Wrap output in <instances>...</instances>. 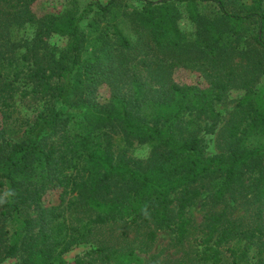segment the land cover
Returning <instances> with one entry per match:
<instances>
[{
	"label": "trees",
	"instance_id": "trees-1",
	"mask_svg": "<svg viewBox=\"0 0 264 264\" xmlns=\"http://www.w3.org/2000/svg\"><path fill=\"white\" fill-rule=\"evenodd\" d=\"M11 1L0 0V66L16 64L25 46L12 41V26L34 22L23 60L31 62L34 92L61 108L40 114L22 142L0 144L2 217L10 225H0V264L19 254L22 264H67L65 254L91 243L87 224L72 228L59 205L45 204L49 193L60 201L74 195L93 224L152 220L182 242L191 225L187 210L202 196L199 185L211 191L213 207L224 206L207 215L204 259L220 264L226 246L232 264H264V94L256 91L264 80V0H140L141 9L121 18L120 1L111 0L91 3L80 17L42 19L29 14L30 0H17L25 6L20 14L10 10ZM179 5L196 26L192 38L178 25ZM201 5L218 11L201 14ZM52 34L69 37V62L48 44ZM179 68L201 73L208 87L176 83ZM103 85L111 89L105 104L98 100ZM233 89L245 91L237 104L241 124L232 129L227 153L206 156L197 133L204 121L215 131L214 102ZM16 91L0 72V103ZM119 134L152 148L150 166L116 159ZM231 202L254 208L256 226L228 215ZM32 208L35 217L28 214ZM104 259L145 264L135 252L115 248Z\"/></svg>",
	"mask_w": 264,
	"mask_h": 264
},
{
	"label": "rangeland",
	"instance_id": "rangeland-1",
	"mask_svg": "<svg viewBox=\"0 0 264 264\" xmlns=\"http://www.w3.org/2000/svg\"><path fill=\"white\" fill-rule=\"evenodd\" d=\"M111 0H30L27 6L29 14L36 19H42L48 16L62 17L70 15L80 17L84 10L93 2H99L107 5ZM116 16L121 18L126 12L141 9L144 5L140 0H119ZM159 1V0H152ZM2 3L1 6L9 7L10 10L17 11L18 14L24 10L17 0ZM181 18L178 22L180 29L189 38L195 35L196 26L191 21L189 10L186 5H179ZM201 14L212 16L218 11L217 7L211 5H201L199 7ZM2 9L0 8V14ZM89 19V18H87ZM23 20V18H21ZM87 20L84 21V25ZM37 26L34 22H23L11 28V39L17 45H27L32 48V40L35 36ZM133 39L137 41L138 36L134 34ZM48 44L55 48L58 55L65 56V62H69L67 48L69 45V37L60 34H52L48 39ZM24 46V47H25ZM18 48L17 63L13 66H0V72L7 82L14 83L17 91L13 93V97H9L5 104L0 103V144L5 140L13 143H20L26 139L28 130L35 124L40 114H49L54 109H60L61 105L57 102L50 101L49 98L42 94L34 92V82L30 75V61H24L23 55L26 48ZM173 78L180 85L199 86L207 88L208 83L205 77L195 71L179 68L174 72ZM256 91L264 94V80L256 87ZM111 89L107 85H103L98 91V100L105 104L109 101ZM245 91L233 89L223 96L222 100L215 101L214 107L219 114L218 126L213 133L210 132L211 124L207 121L202 122L203 128L197 137L202 140V146L206 156L219 155L227 153L228 148L233 141L232 129L237 124H241V116L237 112V104L244 97ZM243 127V125H242ZM257 138H252L251 143H257ZM113 151L116 159L124 158L132 161V166L146 168L150 166L151 147L148 144H140L136 141L129 142L121 134L113 137ZM0 179V225L10 226L4 221L2 212L4 210L6 187L1 185ZM202 190V196L195 199L187 210V216L190 218V231L185 240L179 241L176 234L158 230L152 220L144 222L138 220L118 221L107 225H96L92 223L94 217L86 213L83 207L75 200L74 195L64 197V201H60L57 192L49 193L45 196L46 205H59L58 213L67 221L72 228L81 229L86 224L91 229V243L81 245L63 257L67 264H74L80 259L86 264H105L104 256L110 249L115 248L120 251H133L145 260V264H212L204 259V239L207 234V224L209 218L207 215L213 210H222L223 205L213 207L210 202L211 191L202 186H197ZM231 210L227 209L228 215L244 222L248 227L256 226L254 218L255 209H249L246 206L230 203ZM31 217L36 216V211L32 208L28 210ZM264 226V218L262 219ZM5 224V225H4ZM226 246H222V262L220 264H232L233 258L230 256ZM255 253L251 249V255ZM4 264H22V254L15 258L7 260Z\"/></svg>",
	"mask_w": 264,
	"mask_h": 264
}]
</instances>
